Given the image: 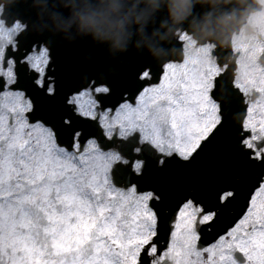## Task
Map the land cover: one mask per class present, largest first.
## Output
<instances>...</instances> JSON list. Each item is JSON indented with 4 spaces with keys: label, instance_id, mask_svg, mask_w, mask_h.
I'll return each mask as SVG.
<instances>
[{
    "label": "snow or ice",
    "instance_id": "snow-or-ice-1",
    "mask_svg": "<svg viewBox=\"0 0 264 264\" xmlns=\"http://www.w3.org/2000/svg\"><path fill=\"white\" fill-rule=\"evenodd\" d=\"M23 20L0 11V264H264V172L228 216L234 188L210 203L158 184L225 126L264 163V41L234 40L229 62L180 32L158 83L156 64L118 92L85 80L53 117L51 49Z\"/></svg>",
    "mask_w": 264,
    "mask_h": 264
},
{
    "label": "water",
    "instance_id": "water-1",
    "mask_svg": "<svg viewBox=\"0 0 264 264\" xmlns=\"http://www.w3.org/2000/svg\"><path fill=\"white\" fill-rule=\"evenodd\" d=\"M19 4L24 5L18 13L16 8L13 11L12 5L4 12L21 15L29 22L25 40L47 43L51 49L53 74L60 90L55 97L39 99L37 106H42L53 117L64 112L66 94L78 88L85 77L87 81L104 79L114 92H118L131 87L144 66L156 64L152 82L157 83L163 64L168 59L179 61L183 57V46L178 40L183 30L191 34L198 45L214 43L218 54L231 62L235 58L229 54L231 38L224 43L221 41L246 24L249 12L259 9L256 0H187L183 4L176 0H142L139 8L147 17L143 37L136 31L139 25H133L127 50L110 52L91 38L77 35L74 28L56 32L50 17L59 14L66 20L70 10L56 4L55 0H36L35 3L33 0H21ZM170 9L176 19H173ZM73 36L75 39L69 40ZM153 53L155 57L166 60L158 61ZM237 116L238 113H234L233 119ZM261 172H264V163L240 152L225 126L191 160L171 162L160 174L158 184L160 191L169 199L195 192L210 203L218 200L219 192L234 188L236 199L222 206V211L228 216L240 210L247 185Z\"/></svg>",
    "mask_w": 264,
    "mask_h": 264
},
{
    "label": "clouds",
    "instance_id": "clouds-1",
    "mask_svg": "<svg viewBox=\"0 0 264 264\" xmlns=\"http://www.w3.org/2000/svg\"><path fill=\"white\" fill-rule=\"evenodd\" d=\"M20 2L21 0H0V11ZM35 2L36 0H33V3ZM141 2L142 0H55L56 4L70 10V16L64 20L59 14H53L50 19L56 32H67L74 28L77 35L91 38L96 44L106 46L110 52H123L127 50L133 35V25H139L136 31L143 37L147 17L139 8ZM176 2L183 4L187 0H176ZM256 3L259 5L258 11L264 12V0H256ZM170 14H173L171 9ZM15 18L23 19L20 15H15ZM173 19H176L174 14ZM23 22L28 30L29 22L27 20ZM262 27L264 25L257 23L255 19L250 20L243 25L240 32L235 34V42L240 44L255 40L264 41ZM230 38L225 37L221 42H227ZM72 39L75 37H69V40ZM149 51L151 52L150 46ZM153 55L158 61L166 60L155 57L154 53ZM87 79L85 77V80ZM95 80L97 78L92 79ZM101 80L104 82V79Z\"/></svg>",
    "mask_w": 264,
    "mask_h": 264
},
{
    "label": "rangeland",
    "instance_id": "rangeland-1",
    "mask_svg": "<svg viewBox=\"0 0 264 264\" xmlns=\"http://www.w3.org/2000/svg\"><path fill=\"white\" fill-rule=\"evenodd\" d=\"M253 19H255L257 23H261L262 25H264V12L259 11V12H256V13L251 14V15L249 16V21H250V20H253ZM261 30H264V27H262ZM192 40H193V39H192ZM234 40H235V36H234V38H233V42H234ZM162 76H163V75H162ZM161 78H162V77H161Z\"/></svg>",
    "mask_w": 264,
    "mask_h": 264
}]
</instances>
